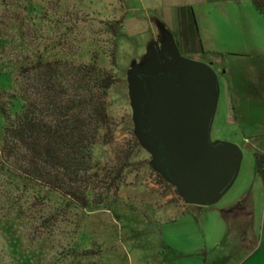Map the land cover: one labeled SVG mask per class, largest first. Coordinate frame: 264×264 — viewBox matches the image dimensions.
Wrapping results in <instances>:
<instances>
[{
	"label": "rangeland",
	"instance_id": "obj_1",
	"mask_svg": "<svg viewBox=\"0 0 264 264\" xmlns=\"http://www.w3.org/2000/svg\"><path fill=\"white\" fill-rule=\"evenodd\" d=\"M158 1L0 0V97L5 103L19 90L21 64L31 68L46 46V55L56 57L63 50L61 57L75 63L90 62L98 53L100 65L111 69L108 51L115 39L106 22L125 17L117 32L114 70L119 79L107 96L112 133L109 141L102 139L95 148L101 177L132 153L119 191L108 193L107 209L78 207L59 192L20 179L0 163V264H232V256L224 251L226 243L218 245L222 236L219 216L233 217L231 210L224 214L221 210L236 197V191H242L238 187L252 165L250 150L238 142L244 157L236 181L219 202L201 206L186 203L176 186L155 170L151 150L135 134L130 71L148 60L161 35L160 22L166 18L151 7ZM186 3L180 0L173 5L185 7ZM203 7L212 11L210 18L220 28L221 42L230 44L224 47L229 49L226 53L219 54L204 49L201 42V57L209 58L218 72L220 99L232 79L264 82V68L252 63L255 55L238 57L231 52H250L256 42H264V32L247 14L236 15L227 7L208 9L209 4ZM195 18L198 24L196 14ZM215 41L218 44L219 38ZM226 137L225 122L219 120L213 124L211 138L230 141ZM2 140L0 129V149ZM108 183L107 179L100 183L104 196ZM260 190L257 206L262 201L263 207L255 215L258 235L264 226V187ZM242 264H264V244H258L256 253Z\"/></svg>",
	"mask_w": 264,
	"mask_h": 264
},
{
	"label": "trees",
	"instance_id": "obj_2",
	"mask_svg": "<svg viewBox=\"0 0 264 264\" xmlns=\"http://www.w3.org/2000/svg\"><path fill=\"white\" fill-rule=\"evenodd\" d=\"M251 1L264 17V0ZM124 22L125 17L106 22L115 39L108 51L111 69L100 65L98 53L90 62L75 63L61 57L63 50L56 57L46 55V46L31 68L21 64L19 90L10 95L9 103L0 97L3 169L59 192L84 209H107L108 193L117 194L131 164L132 153H127L101 177L103 170L95 158L98 142L109 141L112 133L107 96L119 79L114 70L117 32ZM192 24L198 32L194 14ZM255 170L264 183V153L256 154ZM106 179L109 183L104 196L99 189Z\"/></svg>",
	"mask_w": 264,
	"mask_h": 264
},
{
	"label": "water",
	"instance_id": "obj_3",
	"mask_svg": "<svg viewBox=\"0 0 264 264\" xmlns=\"http://www.w3.org/2000/svg\"><path fill=\"white\" fill-rule=\"evenodd\" d=\"M161 28L166 40H155L148 60L130 71L135 134L186 203L212 206L236 181L243 148L211 138L221 92L212 63L184 55Z\"/></svg>",
	"mask_w": 264,
	"mask_h": 264
},
{
	"label": "crops",
	"instance_id": "obj_4",
	"mask_svg": "<svg viewBox=\"0 0 264 264\" xmlns=\"http://www.w3.org/2000/svg\"><path fill=\"white\" fill-rule=\"evenodd\" d=\"M178 2L174 0H170V2L169 0H159L158 4L153 3L151 7L153 10H158L166 18H162L161 22L166 23L171 28L181 51L183 49L182 53L192 58L210 62L208 57V59L201 57L203 53L199 42L204 43V49L215 51L219 54L226 53L229 49L224 47L230 46V44L227 45L221 42V38L218 37L220 28L211 21L212 11L205 10L206 8L203 7L205 4H209L208 9L217 8L220 10L223 7H227V10L234 9V14L236 15L247 14L250 21L264 32V17L255 8L251 0H209V2L208 0H187V6L185 7L177 6ZM179 7L183 10L181 12L175 11ZM192 14L194 16L196 14L198 18V32H196L192 24ZM215 38H219V45L216 43ZM250 50L248 52L232 49L231 52L234 55H239L238 57L246 55L252 57V55H255L252 63H259L264 68V42H256ZM254 59L256 60L254 61ZM212 64L214 63L212 62ZM219 120L222 123L225 122L226 138L233 142L245 144L250 150V158H252V165L248 166L247 175L242 179L243 182L238 187L242 191H236L238 192L236 197L225 205L224 210H221L223 214L227 210H231L233 217L227 219L222 214L219 216L221 221L220 235L222 236L221 243L218 241V245L222 244V242L226 243L224 251L227 255L232 256V264H242L250 260L256 253L258 244H264V226L262 235H258L259 228L257 217L255 216L259 206L260 208L263 207L262 201L257 206L259 198L260 200L262 198L260 189L264 187V183L261 176L256 173L255 157L257 153H264V82L253 80L245 82L232 79L223 100L222 97L219 99L214 126ZM251 178H255V180L253 179V183H249L247 187V183ZM258 181L262 183V186H259ZM234 239L236 241L235 244L233 243Z\"/></svg>",
	"mask_w": 264,
	"mask_h": 264
},
{
	"label": "flooded vegetation",
	"instance_id": "obj_5",
	"mask_svg": "<svg viewBox=\"0 0 264 264\" xmlns=\"http://www.w3.org/2000/svg\"><path fill=\"white\" fill-rule=\"evenodd\" d=\"M156 40H159L160 41V44H161V42H163V41H165L166 40V38L163 36V35H161V36H159V38L157 37V39ZM154 46V45H153ZM160 48L161 47V45H159V46H157V48Z\"/></svg>",
	"mask_w": 264,
	"mask_h": 264
}]
</instances>
